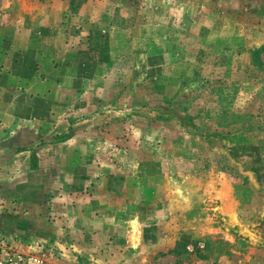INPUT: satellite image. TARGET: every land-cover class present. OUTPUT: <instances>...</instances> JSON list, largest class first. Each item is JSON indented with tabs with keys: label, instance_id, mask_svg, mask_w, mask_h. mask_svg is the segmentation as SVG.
Returning <instances> with one entry per match:
<instances>
[{
	"label": "rangeland",
	"instance_id": "rangeland-1",
	"mask_svg": "<svg viewBox=\"0 0 264 264\" xmlns=\"http://www.w3.org/2000/svg\"><path fill=\"white\" fill-rule=\"evenodd\" d=\"M0 99V264H264V0H0Z\"/></svg>",
	"mask_w": 264,
	"mask_h": 264
},
{
	"label": "crops",
	"instance_id": "crops-1",
	"mask_svg": "<svg viewBox=\"0 0 264 264\" xmlns=\"http://www.w3.org/2000/svg\"><path fill=\"white\" fill-rule=\"evenodd\" d=\"M24 96L30 105L31 94L25 93ZM10 100L0 99V202L16 198L19 203H25L27 198L15 197L10 189L18 185L22 171L31 168L30 154L38 148L37 143L42 141L44 134L39 121L26 116L30 108H23ZM9 171H16L18 177L10 180Z\"/></svg>",
	"mask_w": 264,
	"mask_h": 264
},
{
	"label": "built area",
	"instance_id": "built-area-1",
	"mask_svg": "<svg viewBox=\"0 0 264 264\" xmlns=\"http://www.w3.org/2000/svg\"><path fill=\"white\" fill-rule=\"evenodd\" d=\"M7 264H15L13 261H11V262H9V263H7Z\"/></svg>",
	"mask_w": 264,
	"mask_h": 264
},
{
	"label": "trees",
	"instance_id": "trees-1",
	"mask_svg": "<svg viewBox=\"0 0 264 264\" xmlns=\"http://www.w3.org/2000/svg\"><path fill=\"white\" fill-rule=\"evenodd\" d=\"M36 166H37V164L33 163V167H36Z\"/></svg>",
	"mask_w": 264,
	"mask_h": 264
}]
</instances>
